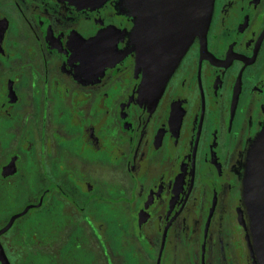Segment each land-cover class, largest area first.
Instances as JSON below:
<instances>
[{
    "label": "flooded vegetation",
    "instance_id": "flooded-vegetation-1",
    "mask_svg": "<svg viewBox=\"0 0 264 264\" xmlns=\"http://www.w3.org/2000/svg\"><path fill=\"white\" fill-rule=\"evenodd\" d=\"M127 2L0 0V264H262L264 0H215L162 91Z\"/></svg>",
    "mask_w": 264,
    "mask_h": 264
},
{
    "label": "water",
    "instance_id": "water-1",
    "mask_svg": "<svg viewBox=\"0 0 264 264\" xmlns=\"http://www.w3.org/2000/svg\"><path fill=\"white\" fill-rule=\"evenodd\" d=\"M214 1L136 0L141 13L137 30L139 61L148 73L147 86L163 90L196 36L206 45ZM127 3L130 5L129 0ZM244 196L264 264V126L248 152Z\"/></svg>",
    "mask_w": 264,
    "mask_h": 264
}]
</instances>
